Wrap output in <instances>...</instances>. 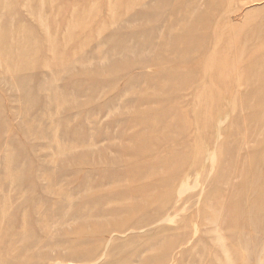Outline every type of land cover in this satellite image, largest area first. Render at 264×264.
Masks as SVG:
<instances>
[{
    "label": "rangeland",
    "instance_id": "1",
    "mask_svg": "<svg viewBox=\"0 0 264 264\" xmlns=\"http://www.w3.org/2000/svg\"><path fill=\"white\" fill-rule=\"evenodd\" d=\"M263 201L264 0H0V264H264Z\"/></svg>",
    "mask_w": 264,
    "mask_h": 264
},
{
    "label": "bare ground",
    "instance_id": "2",
    "mask_svg": "<svg viewBox=\"0 0 264 264\" xmlns=\"http://www.w3.org/2000/svg\"><path fill=\"white\" fill-rule=\"evenodd\" d=\"M164 53V52H163ZM195 183L197 182L196 180L194 181ZM193 182V183H194ZM181 193H183V191H184V186H180V190H179ZM196 193H197V191H196ZM194 194H195V192H194ZM179 195V194H178ZM180 197V196H179ZM191 197V196H190ZM198 198V197H197ZM263 199V198H262ZM264 202V201H263ZM163 219L162 220H160L159 221V223H161V222H166V223H169V222H171L172 221V216H167V217H162ZM252 221V220H251ZM138 225V224H137ZM139 229V228H138ZM132 230H134V229H132ZM130 231V230H129ZM111 237V236H110ZM51 264H57V262H54V263H51Z\"/></svg>",
    "mask_w": 264,
    "mask_h": 264
}]
</instances>
